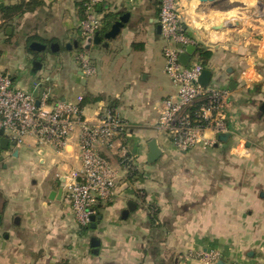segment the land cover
<instances>
[{
    "label": "crops",
    "instance_id": "obj_1",
    "mask_svg": "<svg viewBox=\"0 0 264 264\" xmlns=\"http://www.w3.org/2000/svg\"><path fill=\"white\" fill-rule=\"evenodd\" d=\"M23 1L28 11L22 7L0 20V74L36 99L47 93L52 102L78 104L89 121L102 108L115 111L126 129L112 148H98L117 173V193L95 206L94 228L78 226L65 193L80 167L78 128L60 151L36 146L31 137L0 149V264H200L196 255L204 250L217 252L219 264H264V169L252 173L261 148L252 156L245 138L248 129L263 128L245 115L264 101L263 41L254 49L241 31L211 29L219 23L197 31L183 22L185 34L198 41L188 63L205 61L208 83L231 96L227 142L181 152L156 129L161 100L176 92L164 72L163 47L157 62L159 0H103L97 10L109 25L104 30V20L100 43L88 50L78 29L84 0ZM124 14L119 34L106 40L111 23ZM34 42L45 49L32 50ZM81 51L96 69L90 76L77 61ZM124 154L131 158L128 169L120 164ZM247 205L259 214L241 213Z\"/></svg>",
    "mask_w": 264,
    "mask_h": 264
},
{
    "label": "built area",
    "instance_id": "obj_2",
    "mask_svg": "<svg viewBox=\"0 0 264 264\" xmlns=\"http://www.w3.org/2000/svg\"><path fill=\"white\" fill-rule=\"evenodd\" d=\"M159 1L164 72L176 92L161 100L156 129L178 151L212 148L220 144L219 136L229 132L230 90L216 84H201L199 78L205 67L197 57L185 66L179 62V54L184 48L197 47L198 41L185 34L177 1ZM102 3L103 0H84L78 26L82 43L92 39L101 28L103 18L97 9ZM178 45L182 46L181 50ZM77 61L85 76L95 73L96 69L84 51L77 55ZM241 79L248 83L247 78ZM76 128L79 129L80 167L70 174L65 193L76 223L86 228L91 224L95 206L100 202H111L117 193V173L98 148H112L114 141L124 134L126 123L117 112L107 108L100 109L89 121L78 104L52 102L47 93L36 99L15 88L8 75L0 74V130L3 131L0 139L5 137L19 146L23 137H31L36 146L51 145L60 151ZM120 164L128 169L131 158L122 155ZM196 259L200 264H217L220 255L213 250H204L196 255ZM229 264L244 263L233 260Z\"/></svg>",
    "mask_w": 264,
    "mask_h": 264
},
{
    "label": "rangeland",
    "instance_id": "obj_3",
    "mask_svg": "<svg viewBox=\"0 0 264 264\" xmlns=\"http://www.w3.org/2000/svg\"><path fill=\"white\" fill-rule=\"evenodd\" d=\"M176 1L179 6V11L182 15L183 22H185L189 26V28H193V30L204 31L205 27L213 23L222 24L221 22H239L241 24V27L237 30H233V33L240 31L243 32V35L247 36V39L245 40L248 42V46L256 49L260 45L258 44V41H262L264 39V0H217L207 3H201L196 0ZM262 44L264 47V41ZM158 47L160 49L158 48L156 49V51L158 52L157 62L159 63V58H161L159 53L163 47V40L161 38ZM162 60H164V58ZM162 63L164 64L165 60L162 61ZM212 85L213 83L210 84V86ZM261 103H264V101H261ZM260 104L258 105L257 103L252 111H246L245 113V115H247V117H249L250 119L246 121L248 124L250 123V121H255L253 122V125H255L259 121H261L263 125V128L257 129L255 130V132L248 129L247 134H245V138L252 143L253 151L250 152L252 156L255 155L254 150L261 148L260 150L256 151V154L258 156V165H255L253 163L254 165L252 173H257L256 176H259V174L261 175L260 171H263L264 169V111H260ZM22 140L24 141V143H28L31 141L30 138L27 137H23ZM0 153L4 154V152ZM237 154L244 155V152H237ZM255 200H258V198L256 197ZM249 207L250 206L247 205L246 210H242L241 213H243V211H246L253 214L255 213L256 215L259 214V210H256V206H251L250 208ZM236 223L243 225V223H245V220L239 219L236 221Z\"/></svg>",
    "mask_w": 264,
    "mask_h": 264
},
{
    "label": "water",
    "instance_id": "obj_4",
    "mask_svg": "<svg viewBox=\"0 0 264 264\" xmlns=\"http://www.w3.org/2000/svg\"><path fill=\"white\" fill-rule=\"evenodd\" d=\"M188 1H191V0H188ZM196 1H199L201 3H207V2H214L217 0H196ZM127 18H128V14H124V15L118 17V19L114 20L111 23V25L109 26L108 30L105 32L104 38L106 40L114 39L119 34L121 28L123 27V24L127 21ZM240 27H241V24L239 22L238 23L237 22L236 23H227L226 22V23H222V24L213 25L211 27V29L216 30V31H219V30L233 31V30L239 29ZM158 30H159V27H158ZM99 43H100V38H99V35L96 34L92 39H88L85 42V45L83 46V48L85 50H88L89 47L91 46V44L98 45ZM30 48L32 50H35V51H41V50L45 49V46L40 44V43L34 42L30 45ZM56 48H57L56 45H52L50 47L51 51H55ZM68 48H69V46H68ZM177 48L181 50L182 46L178 45ZM195 51H196V49L194 46L185 47L184 52H181L179 54V62L185 66L188 63V61L190 60V56H192ZM228 71H230V70H228ZM210 77H211V72L209 70L205 69V70H203L202 75L199 78V82L203 85H207L208 82L210 81ZM233 86H234V84H231L229 87L233 88ZM0 135H3L2 130H0ZM228 137H229L228 134H224V135L219 136V140L221 142L225 143V142H227ZM7 144H8L7 139H5V138L0 139V149L1 150H6ZM151 148L152 149H151L150 157L156 158L158 155V151L154 147H151ZM90 227L91 228L95 227V215L91 216ZM97 245H98V243L95 241V239H92L91 240V247L96 248ZM217 264H219V262Z\"/></svg>",
    "mask_w": 264,
    "mask_h": 264
},
{
    "label": "trees",
    "instance_id": "obj_5",
    "mask_svg": "<svg viewBox=\"0 0 264 264\" xmlns=\"http://www.w3.org/2000/svg\"><path fill=\"white\" fill-rule=\"evenodd\" d=\"M38 4H40L39 1L36 2L35 5H38ZM22 7H24L25 11L29 10L28 4L25 5L23 0H21L20 2H18L16 4H13V5H6V4H4L3 0H0V20H4V21L7 20V18L11 14L19 11V9H21ZM107 18L108 17H104L102 20V25L104 23V20H106V23H105L106 25L103 27L104 30L109 25V22H108L109 20L107 21ZM198 50H199V54L203 60H207L211 56L210 52H208V51L202 50L200 48ZM203 64H205V61ZM97 98L99 99L100 97H97Z\"/></svg>",
    "mask_w": 264,
    "mask_h": 264
}]
</instances>
